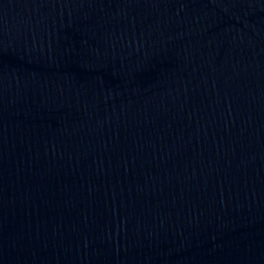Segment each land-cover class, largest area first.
I'll return each instance as SVG.
<instances>
[{"label":"water","instance_id":"obj_1","mask_svg":"<svg viewBox=\"0 0 264 264\" xmlns=\"http://www.w3.org/2000/svg\"><path fill=\"white\" fill-rule=\"evenodd\" d=\"M239 0H0V99L148 51Z\"/></svg>","mask_w":264,"mask_h":264}]
</instances>
